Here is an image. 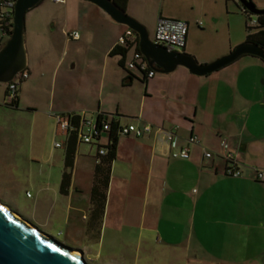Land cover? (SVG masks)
<instances>
[{"label":"crops","instance_id":"1","mask_svg":"<svg viewBox=\"0 0 264 264\" xmlns=\"http://www.w3.org/2000/svg\"><path fill=\"white\" fill-rule=\"evenodd\" d=\"M250 1L264 9V0ZM242 8L238 0H126L124 12L151 30L152 41L160 18L186 22V47L179 52L207 65L246 43ZM34 11L39 41L53 40L58 32L69 44L92 41V56L101 63L82 73L72 63L60 79L62 58L54 68L41 119L53 127L54 143L62 142L65 153L67 141L52 114L76 113L92 122L114 118L119 126L177 128L179 147L191 136L198 139L190 146L189 159L180 160L171 158L154 134L119 136L106 197H92L97 146L79 143L67 189L61 190L65 154L60 165L48 166L49 178L58 170V192L64 197H35L37 223L55 224V229L81 236L98 249L108 244V250L122 251L125 260L126 250L133 247L128 257L133 264H264V183L252 179L253 169L264 168V61L247 55L203 77L179 66L145 79L125 67L134 47L125 54L116 50L130 28L99 7L78 0H42L28 13ZM72 31L79 33L78 40L67 36ZM8 38L1 32L0 48ZM27 80L18 87L17 108L25 105L34 111L37 103L25 95L37 99L40 85L24 84ZM37 121L31 115L32 130ZM222 139L228 141L243 178L222 173ZM103 143H108L107 136ZM205 151L213 157L205 159Z\"/></svg>","mask_w":264,"mask_h":264},{"label":"rangeland","instance_id":"2","mask_svg":"<svg viewBox=\"0 0 264 264\" xmlns=\"http://www.w3.org/2000/svg\"><path fill=\"white\" fill-rule=\"evenodd\" d=\"M36 13L34 11L26 14L24 26L25 52L28 60L25 72L31 71L29 80L24 84L36 81L40 85L38 97H35L37 99H34L32 94H26L25 98L28 102L37 103L34 104L36 109L28 110L25 105L18 108L4 105V86L0 87V131L8 132L6 135H0V204L15 216L37 226L42 233L57 243L70 250H79L86 264H133V260L128 258L134 254L133 247L126 250L129 256L125 260L119 249L108 250V244L104 250L98 249L81 236L67 235L63 229L58 227L55 229V224L47 227L43 223H37L41 221L34 218L35 197H64L58 192V170L55 169L49 178L48 166L52 163L60 165L65 151L55 147L53 127L50 125L47 127L45 120L41 119V114L50 101V82L57 61L63 59L57 68L58 79L69 73L72 63H77L79 73L89 67L101 66V63L92 56V41L81 45L77 42L69 44L61 32L56 33L53 40L44 38L43 43L39 41L36 37L39 26ZM48 27L51 28V23ZM147 30L152 36L151 30L148 28ZM81 38L83 39V35ZM6 41L7 39L4 43ZM132 59V54H129L127 62ZM31 115L38 117L34 130L30 128Z\"/></svg>","mask_w":264,"mask_h":264},{"label":"water","instance_id":"3","mask_svg":"<svg viewBox=\"0 0 264 264\" xmlns=\"http://www.w3.org/2000/svg\"><path fill=\"white\" fill-rule=\"evenodd\" d=\"M99 7L116 23L133 30L139 36L138 48L149 66L161 74H169L182 66L193 75H210L243 56H253L264 61V49L253 43H243L230 54L207 65L179 51H170L155 45L147 29L120 10L111 0H80ZM42 0H17L12 31L0 48V83L11 82L26 70L27 58L24 43L26 14ZM242 7L255 16L264 15L250 0H238ZM0 264H86L81 252L70 250L42 233L38 227L10 213L0 204Z\"/></svg>","mask_w":264,"mask_h":264},{"label":"built area","instance_id":"4","mask_svg":"<svg viewBox=\"0 0 264 264\" xmlns=\"http://www.w3.org/2000/svg\"><path fill=\"white\" fill-rule=\"evenodd\" d=\"M59 2L60 0H53ZM17 0H0V32L4 35H8L12 31L14 9ZM257 20L253 18L249 22V26H256ZM188 33V25L186 22L178 19L162 17L158 20L153 43L166 47L170 51H183L186 47ZM72 40L79 39V33L72 31L67 35ZM117 46L119 48L134 47L133 59L125 64L126 69L129 72H138L144 76L145 79H151L155 75V70L152 69L142 53L136 50L138 41L136 34L133 30L127 29L126 32L118 39ZM29 77L25 71L18 73L14 79L6 84L0 83L5 87L4 105H13L17 90L21 83L27 80ZM52 118L56 121L58 131L65 136V139L69 138L72 131L77 132V140L79 143L95 145L97 146L96 162L106 154V150L102 146L107 145L103 143L104 137L109 135L111 131L110 119L108 117H102L101 121L92 122L89 120L81 119L76 113H63L52 114ZM79 118V124L77 129L73 128L74 119ZM120 136H134L136 138H143L154 134L158 143L166 146L170 151V157L173 159L187 160L190 157V146L198 144L196 136H191L186 140L184 147H179L177 128L163 129L160 127H154L150 124L144 126H136L134 124L119 127ZM221 145L224 152L220 155L223 161L222 173L226 176L233 178H243V172L240 170L239 162L235 158L234 154L228 149V141L222 139ZM56 148H62L63 143H55ZM205 159H211L213 154L209 151L203 153ZM252 179L254 181L264 183V168L253 169ZM29 196V194H28Z\"/></svg>","mask_w":264,"mask_h":264},{"label":"trees","instance_id":"5","mask_svg":"<svg viewBox=\"0 0 264 264\" xmlns=\"http://www.w3.org/2000/svg\"><path fill=\"white\" fill-rule=\"evenodd\" d=\"M120 10H125V3L126 0H111ZM251 2V1H250ZM252 3V2H251ZM253 4V3H252ZM242 13L246 17V43H253L257 44L261 48L264 49V15L255 16L249 13L247 10L242 8ZM255 18L257 20L256 26H249V22ZM11 34V31L8 35ZM116 50L120 54H125L127 52V48H119L117 47ZM138 50V46L136 47ZM116 52V51H115ZM12 108H17V96L16 100L13 105H6ZM100 117L98 121H101ZM110 121L111 124V131L108 135V143L107 145L102 146L106 150V154L99 159L98 164L96 165V171L94 175V183L92 189V197H106V190L108 187L109 182V175L111 170L112 162L115 159V151H116V143L119 135V125L116 119L111 118L107 119ZM79 124V118L74 119L73 128L77 129ZM79 144L77 140V132L72 131L69 138L67 139V149L65 153V167L66 170L64 171L61 183V190L64 191L68 188L70 184V171L73 166L74 158L76 155V147Z\"/></svg>","mask_w":264,"mask_h":264}]
</instances>
